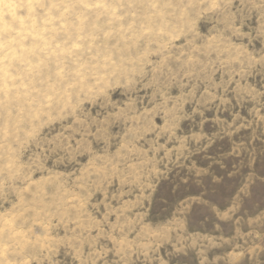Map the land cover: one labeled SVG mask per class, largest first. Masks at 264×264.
Masks as SVG:
<instances>
[{"label":"rangeland","instance_id":"374dc122","mask_svg":"<svg viewBox=\"0 0 264 264\" xmlns=\"http://www.w3.org/2000/svg\"><path fill=\"white\" fill-rule=\"evenodd\" d=\"M8 1L0 264H264V0Z\"/></svg>","mask_w":264,"mask_h":264},{"label":"clouds","instance_id":"9594fccd","mask_svg":"<svg viewBox=\"0 0 264 264\" xmlns=\"http://www.w3.org/2000/svg\"><path fill=\"white\" fill-rule=\"evenodd\" d=\"M20 7H28L30 12L32 10V5L29 4V5H19V4H15V3H8V2H5L3 3L2 5V8H3V14L5 16H11L13 21H16V20H19L20 24L23 26L24 24V20L20 17H18L16 15V10ZM35 23V21H33V24ZM10 30V26L5 24V31H9Z\"/></svg>","mask_w":264,"mask_h":264},{"label":"bare ground","instance_id":"6f19581e","mask_svg":"<svg viewBox=\"0 0 264 264\" xmlns=\"http://www.w3.org/2000/svg\"><path fill=\"white\" fill-rule=\"evenodd\" d=\"M5 2L11 3V2L8 1V0H0V20H1V17H2V15H3V8H2V5H3V3H5Z\"/></svg>","mask_w":264,"mask_h":264}]
</instances>
